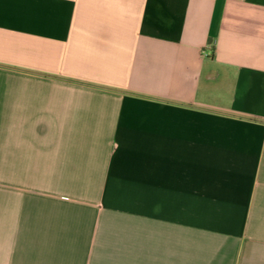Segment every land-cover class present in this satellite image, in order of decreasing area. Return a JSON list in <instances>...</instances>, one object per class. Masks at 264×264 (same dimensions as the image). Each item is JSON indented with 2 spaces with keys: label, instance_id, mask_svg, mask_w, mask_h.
<instances>
[{
  "label": "crops",
  "instance_id": "1",
  "mask_svg": "<svg viewBox=\"0 0 264 264\" xmlns=\"http://www.w3.org/2000/svg\"><path fill=\"white\" fill-rule=\"evenodd\" d=\"M108 176L127 264H264V0H0V264H87L57 178Z\"/></svg>",
  "mask_w": 264,
  "mask_h": 264
},
{
  "label": "rangeland",
  "instance_id": "2",
  "mask_svg": "<svg viewBox=\"0 0 264 264\" xmlns=\"http://www.w3.org/2000/svg\"><path fill=\"white\" fill-rule=\"evenodd\" d=\"M138 186H142V179H111L109 176L57 178V189L69 194L62 198L64 202L72 205L69 211L73 216V223L77 226L73 228L72 233L79 235L81 232L79 226L82 223L92 224L94 227V233L90 232L92 234L90 243H86L87 264H127L129 235L159 233L158 225H153L144 217V194L128 193ZM153 211L156 214L159 213V210ZM161 227L162 234H175V231H177L176 234L192 232L191 226L185 223L177 227L168 223ZM81 234L84 235L85 232ZM96 235H99L97 239H95ZM86 245L73 244V251L76 249L82 251ZM76 263L77 261L73 262V264Z\"/></svg>",
  "mask_w": 264,
  "mask_h": 264
}]
</instances>
